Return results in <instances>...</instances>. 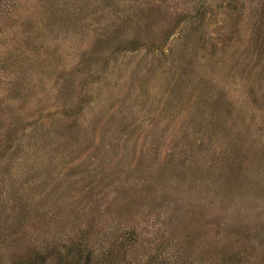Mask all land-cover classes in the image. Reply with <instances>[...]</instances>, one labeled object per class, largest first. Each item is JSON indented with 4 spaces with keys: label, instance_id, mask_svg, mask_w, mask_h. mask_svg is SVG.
<instances>
[{
    "label": "rangeland",
    "instance_id": "1",
    "mask_svg": "<svg viewBox=\"0 0 264 264\" xmlns=\"http://www.w3.org/2000/svg\"><path fill=\"white\" fill-rule=\"evenodd\" d=\"M0 264H264V0H0Z\"/></svg>",
    "mask_w": 264,
    "mask_h": 264
}]
</instances>
